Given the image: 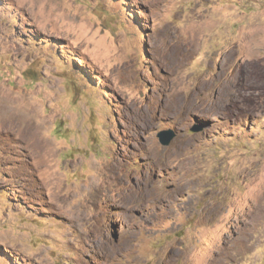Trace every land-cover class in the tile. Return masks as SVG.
<instances>
[{
    "label": "rangeland",
    "instance_id": "374dc122",
    "mask_svg": "<svg viewBox=\"0 0 264 264\" xmlns=\"http://www.w3.org/2000/svg\"><path fill=\"white\" fill-rule=\"evenodd\" d=\"M0 105V264H264V0H0Z\"/></svg>",
    "mask_w": 264,
    "mask_h": 264
},
{
    "label": "bare ground",
    "instance_id": "6f19581e",
    "mask_svg": "<svg viewBox=\"0 0 264 264\" xmlns=\"http://www.w3.org/2000/svg\"><path fill=\"white\" fill-rule=\"evenodd\" d=\"M3 103V102H2ZM3 105V104H2ZM1 106V105H0ZM2 107V106H1ZM0 107V108H1ZM4 107H5V105H4ZM6 108V107H5ZM7 110V109H6ZM1 112V111H0ZM6 113L5 114H3V112L2 113H0V125L1 126H5V127H10V128H14V129H19V127H18V125H19V123L21 122V121H23V120H20V122H19V119L18 118H15V119H11L10 117H8V111H5ZM14 114V113H13ZM21 118V117H20ZM24 123V122H23ZM26 124V123H25ZM24 124V125H25ZM21 126V125H20ZM27 126V125H26ZM22 127V126H21ZM20 127V128H21ZM30 127V126H29ZM28 127V128H29ZM20 131V130H19ZM31 131V130H30ZM20 132H22V130L20 131ZM19 133V132H18ZM23 133V132H22ZM140 187V186H139ZM144 189V188H143ZM148 189V188H147ZM149 189H151V188H149ZM141 191H142V189L141 188H138V190H137V194L139 195L140 193H141ZM131 247V246H130ZM109 251H111V253L113 252V250L111 249V250H109Z\"/></svg>",
    "mask_w": 264,
    "mask_h": 264
},
{
    "label": "water",
    "instance_id": "95a60500",
    "mask_svg": "<svg viewBox=\"0 0 264 264\" xmlns=\"http://www.w3.org/2000/svg\"><path fill=\"white\" fill-rule=\"evenodd\" d=\"M175 136H176V133L172 129H165L158 133L160 142L165 146L169 145Z\"/></svg>",
    "mask_w": 264,
    "mask_h": 264
}]
</instances>
